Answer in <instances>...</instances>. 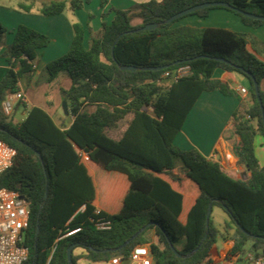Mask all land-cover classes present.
I'll return each mask as SVG.
<instances>
[{"label": "trees", "instance_id": "16d2710c", "mask_svg": "<svg viewBox=\"0 0 264 264\" xmlns=\"http://www.w3.org/2000/svg\"><path fill=\"white\" fill-rule=\"evenodd\" d=\"M90 2L71 0L70 9L75 12ZM208 2L231 8L209 7L166 23ZM67 8L66 1L54 2L41 13L59 15ZM135 8L140 25L132 24L131 10L111 8L113 19L107 22L108 13L102 15V34L91 36L88 47L83 25L74 23L70 50L47 64L49 83L60 73L71 81L70 89L63 91L73 118L69 126L39 107H32L18 122L3 112V102L19 91L24 75L35 72L36 53L47 48L51 38L21 25L4 54L9 67L0 82V140L17 154L13 166L0 176V188L29 203L30 225L23 242L29 264L127 259L150 242L147 235L152 230L156 238L150 254L155 264H219L214 251L220 239L234 243L228 257H264V163L255 150L257 136L264 145V123L250 77L259 84L264 80V43L228 29L176 25L186 17L205 18L212 10L224 9L246 26L259 28L264 21L237 11L264 17V0H150ZM148 24L158 27L140 30ZM7 33L0 22L1 41ZM185 65L191 68L189 76L177 81L164 77ZM164 66L168 68L153 70ZM216 70L237 73L249 83L247 102L231 116V133L239 139L234 154L249 170L246 180L229 175L198 150L174 145L203 93L236 95L214 77ZM260 96L264 107L261 87ZM87 161L123 178L110 182L103 208ZM210 205L228 215L222 228L215 225L213 210L207 224ZM76 249L85 253L75 256Z\"/></svg>", "mask_w": 264, "mask_h": 264}, {"label": "crops", "instance_id": "0c3cea01", "mask_svg": "<svg viewBox=\"0 0 264 264\" xmlns=\"http://www.w3.org/2000/svg\"><path fill=\"white\" fill-rule=\"evenodd\" d=\"M61 1H66L68 4V8L64 13L45 16L41 13L43 7L60 1L0 0V22L8 31L5 39L3 41L0 40V82L5 77L9 67L8 62L4 58V54L13 44L15 31L19 26H27L51 38L50 45L45 49L38 50L36 53L37 57L34 62V66H36L35 72L31 75H24L33 76L35 78L36 74L40 73L41 65L46 68L48 63L64 56L70 50L74 37V23L83 25L85 29V46L88 47L91 36H100L102 34L103 14L108 13L105 20L110 22L114 17V13H110L111 8L131 10L133 18L132 24L138 26L142 23V20L137 17L139 10L135 7L147 3L150 0H91L89 4H84L81 9L75 12L70 9L71 0ZM90 16H92V18ZM134 18H136V22H133ZM185 20L188 21L185 25L199 28L228 29L253 35L264 43V25L259 28L246 26L239 16L224 9L212 10L209 16L205 18L192 15L183 19V21ZM214 77L227 83L229 87L236 92V95L225 96L219 90L203 93L188 115L182 130L175 137L174 145L184 151L192 149L198 150L207 159L219 162L229 175L237 178H244L247 170L239 164V160L234 154V145L239 139L231 133V116L242 103L247 102L248 94H242L240 88H246L248 90L249 83L243 76L223 70H216ZM46 81L48 82V77ZM34 85L36 86V84ZM27 86L28 88L23 85L21 79L18 92L23 94L25 101L16 103L13 112L14 119L17 110L21 106L24 107L25 112L21 120L18 121H23L28 116L32 107H39L53 116L57 123H59L60 120H64L67 126L72 123L73 118L65 112L63 107V92H61V97H59L60 95L58 92H55L52 101L48 103L40 97L29 96L31 84ZM260 87L264 91V80L261 82ZM62 88H64L63 85H60V90ZM255 150L260 162L264 163L263 138L260 136H257L255 139ZM87 163L93 171L92 164L94 163L90 161H87ZM94 178L99 192L100 207L103 208V198L110 182L115 178H123L115 173L108 174L107 178H101L99 180L94 173ZM226 221L228 220L224 219L223 223H216L215 221L214 223L219 228H222ZM147 237L150 242L137 247V250L145 251L144 255L151 258V264H155L150 254V244L154 242L156 238L155 231H150ZM233 245L234 243L230 240H218L217 247L214 251V261L219 264H251L248 260H245L244 257L243 260L237 256L228 257V253ZM84 253L82 249H76L74 251L75 256H80ZM78 264H111V261L93 263L85 258H80Z\"/></svg>", "mask_w": 264, "mask_h": 264}, {"label": "built area", "instance_id": "2783aa9c", "mask_svg": "<svg viewBox=\"0 0 264 264\" xmlns=\"http://www.w3.org/2000/svg\"><path fill=\"white\" fill-rule=\"evenodd\" d=\"M190 74V66L185 65L168 71L164 77L177 81ZM240 92L248 94L246 88H240ZM23 101L25 98L22 93L10 94L3 102L4 114L12 115L16 103ZM16 154L14 148L0 140V176L13 166ZM29 225L30 207L28 201L19 197L18 193L14 191L0 188V264H29V249L23 245ZM99 228L105 229L108 226L101 225ZM144 252L135 249L127 259L117 257L111 261V264H123L125 260H129V264H151V258L146 257ZM246 257L251 264H264V257H254L252 254L246 255Z\"/></svg>", "mask_w": 264, "mask_h": 264}, {"label": "rangeland", "instance_id": "374dc122", "mask_svg": "<svg viewBox=\"0 0 264 264\" xmlns=\"http://www.w3.org/2000/svg\"><path fill=\"white\" fill-rule=\"evenodd\" d=\"M58 1H61V0H58ZM45 2H46V0H45ZM187 20H189V19H187ZM187 20L183 21V19H182L178 23H176V25H185L188 22ZM136 21H137L136 18H134L133 22H136ZM47 77H48V73L46 71V68L43 65L40 66V73L36 74L35 78L33 76H23V78H22L23 85L28 88L27 85L31 84V86L29 88L30 89L29 90V96L40 97L42 100L50 103L53 99L55 92H58V94L60 95L59 97H61V95H62L61 92L67 91L71 87V81H70V79L66 73H60L58 75V77L56 78V81L54 83L47 82L46 81ZM34 84H36V86ZM60 85H63V87H64V88H62L63 90L62 89L60 90ZM34 86L36 87V89ZM63 94H64V92H63ZM24 112H25L24 107L23 106L19 107V109L17 110V112L15 114V121L21 120ZM92 169H93V171L96 175V178L98 180L101 178H107L108 174L109 175L112 174V173H108V172L104 171L103 169H101L100 167H98L94 164H92ZM115 174H117V173H115ZM117 175H119V174H117ZM100 187H101V185H100ZM224 219L229 220L228 215L223 211V209H221L219 207H215L213 220L216 223H223ZM244 259L248 260V258L246 256L244 257Z\"/></svg>", "mask_w": 264, "mask_h": 264}, {"label": "water", "instance_id": "95a60500", "mask_svg": "<svg viewBox=\"0 0 264 264\" xmlns=\"http://www.w3.org/2000/svg\"><path fill=\"white\" fill-rule=\"evenodd\" d=\"M218 6L225 7V8H231L229 4L224 3V2H208V3H204V4H200V5L194 6L192 8L187 9V10H184L182 12H179V13L175 14L174 16H172L171 18H169L166 21V23L167 24H171V23H173V22L179 20L180 18L185 17V16H187L189 14L195 13V12L200 11V10H203L205 8L218 7ZM237 12L239 14H242V15L246 16V17L264 21V17L263 16H258V15H254V14L246 13V12H242V11H237ZM157 27H158V24H148V25L142 27L140 30L149 31V30H153V29H155ZM220 60H222V59H220ZM166 68H168V67L167 66H164V67H160V68H153V70H162V69H166ZM121 69L122 70H130V71L136 70V68L130 67V66H122ZM250 77H251L252 82L254 84L255 93L257 95L258 102H259L260 107H261V110H262V117H263V123H264V107H263L262 99H261V96H260V84L255 79V77L253 75H250ZM63 107H64L65 112L68 113V103L66 101L63 102ZM248 172H249V170H247V172H246L245 177L243 178V180L248 179V176H247ZM212 210H213V207H212V205H210L209 211H208V215H207V224L209 223V220H210V217H211V214H212ZM144 229L145 228H143L141 231H143ZM141 231L138 232L135 236L139 235L141 233ZM133 238H131L130 240H132ZM129 241L126 242L125 244H123V246H121V248L124 247V246H126L127 243H129ZM73 249H74V245H71L67 249V257H68V261L69 262H71V260H72ZM173 251H174V253L178 257H181V255L179 254V252L174 247H173ZM123 264H129V260H125L123 262Z\"/></svg>", "mask_w": 264, "mask_h": 264}]
</instances>
